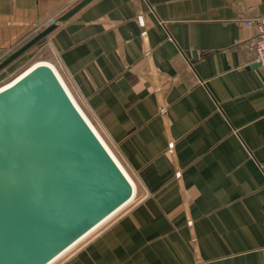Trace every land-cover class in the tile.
I'll list each match as a JSON object with an SVG mask.
<instances>
[{
	"label": "crops",
	"instance_id": "obj_1",
	"mask_svg": "<svg viewBox=\"0 0 264 264\" xmlns=\"http://www.w3.org/2000/svg\"><path fill=\"white\" fill-rule=\"evenodd\" d=\"M79 1L0 0V62ZM263 13L92 0L8 64L52 65L134 185L53 264H264V66L243 23Z\"/></svg>",
	"mask_w": 264,
	"mask_h": 264
},
{
	"label": "water",
	"instance_id": "obj_2",
	"mask_svg": "<svg viewBox=\"0 0 264 264\" xmlns=\"http://www.w3.org/2000/svg\"><path fill=\"white\" fill-rule=\"evenodd\" d=\"M91 1L58 16L0 71ZM120 166L47 62L0 88V264H51L125 207L134 185Z\"/></svg>",
	"mask_w": 264,
	"mask_h": 264
},
{
	"label": "built area",
	"instance_id": "obj_3",
	"mask_svg": "<svg viewBox=\"0 0 264 264\" xmlns=\"http://www.w3.org/2000/svg\"><path fill=\"white\" fill-rule=\"evenodd\" d=\"M138 22L142 25V16H137ZM245 26L254 27L256 35L250 40V47L255 53V63L264 66V13L254 19H247L243 21ZM41 25H39L40 29Z\"/></svg>",
	"mask_w": 264,
	"mask_h": 264
},
{
	"label": "rangeland",
	"instance_id": "obj_4",
	"mask_svg": "<svg viewBox=\"0 0 264 264\" xmlns=\"http://www.w3.org/2000/svg\"><path fill=\"white\" fill-rule=\"evenodd\" d=\"M36 61H40V59L37 58V56L36 57L35 56H32L31 59L29 58V60H24L22 62L20 61L17 64H15L14 66H12L11 68H10V66L7 65L5 68H3L0 71V87L3 86L4 84H6L7 82H9L10 80H12L13 78H15L18 74H20L23 70H25L28 66H30V64H32L33 62H36ZM92 126L95 127L94 125H92ZM96 230H94L93 232H91L88 236L92 235ZM88 236H86L80 242L84 241ZM51 264H53V263H51Z\"/></svg>",
	"mask_w": 264,
	"mask_h": 264
},
{
	"label": "bare ground",
	"instance_id": "obj_5",
	"mask_svg": "<svg viewBox=\"0 0 264 264\" xmlns=\"http://www.w3.org/2000/svg\"><path fill=\"white\" fill-rule=\"evenodd\" d=\"M47 64H49V63H47ZM50 65V64H49ZM50 66H52V65H50ZM53 67V66H52ZM53 69H54V67H53ZM55 70V69H54ZM55 72L57 73V71L55 70ZM57 75L59 76V74L57 73ZM60 77V76H59ZM11 81H13V79L12 80H10L9 82H7L6 84H4L3 86H1L0 88H2V87H4V86H6L7 84H9ZM62 83H63V81H62ZM64 84V83H63ZM65 86V85H64ZM65 88H66V86H65ZM67 89V88H66ZM67 91H68V89H67ZM69 92V91H68ZM70 94V93H69ZM70 96H71V94H70ZM71 98H72V100H73V102L75 103V105L78 107V109L80 110V112L83 114V116L85 117V119L88 121V123H89V125L92 127V129L95 131V133L98 135V137L100 138V140L103 142V144H104V146L108 149V151L110 152V154L114 157V159H116L115 158V156L111 153V151H110V149L108 148V146L105 144V142L103 141V139L100 137V135L97 133V131L95 130V128L92 126V124L89 122V120L87 119V117L85 116V114L83 113V111L81 110V108L78 106V104L76 103V101L74 100V98L71 96ZM117 161V160H116ZM117 163L119 164V162L117 161ZM121 167V166H120ZM122 168V167H121ZM123 169V168H122ZM127 175V174H126ZM127 177L129 178V176L127 175ZM130 179V178H129ZM131 180V179H130Z\"/></svg>",
	"mask_w": 264,
	"mask_h": 264
}]
</instances>
